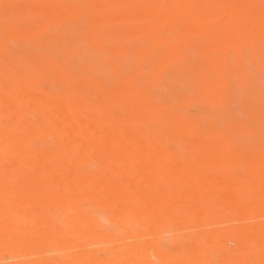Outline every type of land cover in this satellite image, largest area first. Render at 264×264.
<instances>
[{
	"label": "bare ground",
	"instance_id": "bare-ground-1",
	"mask_svg": "<svg viewBox=\"0 0 264 264\" xmlns=\"http://www.w3.org/2000/svg\"><path fill=\"white\" fill-rule=\"evenodd\" d=\"M14 1L15 5H5L0 0V34L9 38L41 36L55 24L74 20L83 27L82 34H88L90 45L109 58L106 67L111 75L102 83L73 75L56 60L38 58L36 71L50 77L57 86L56 93L39 92L33 74L15 80L11 77L1 84L0 113L14 118L25 110L35 115L41 124L21 130L51 139L56 147L53 151H31L24 144L23 134L0 127V149L26 164L23 169L18 161L0 157V264L3 252L13 264H189L203 252L202 240L218 252L222 264H264V223L221 232L217 228L213 233L205 230L204 223L216 206L236 212L237 219L247 212L264 210V176L229 178L217 171L264 163L263 154L238 151L224 140L233 132L249 134L257 118L264 117V109L242 102L241 119L229 122L221 118L231 103L232 84L242 86L248 71L264 81V0ZM131 3H136L135 7L129 8ZM109 7L112 15H96ZM27 17L37 21L21 27L13 24ZM130 22L139 27L110 34L152 37L153 41L139 47L105 48L99 38V34H107L103 26ZM200 38L208 42L197 44ZM43 46L50 48L52 56L57 55L53 54L54 44ZM35 49L42 52L40 45ZM122 57L134 59L131 73L122 72L118 61ZM144 62H150L147 87H165V75L176 73L187 77L191 94L177 95L176 109L148 97L136 83ZM258 88L264 93V82ZM77 93L85 99L75 100ZM115 106L125 108L119 119L110 114ZM192 106L206 107L210 115L205 118L178 111ZM84 108L94 115L85 114ZM126 120L149 123L156 132L195 154L184 158L166 155L159 146L120 125ZM253 145L262 150L257 140L251 142ZM54 153L66 160L52 164ZM161 160L168 164L159 167ZM91 163L94 168L77 167ZM6 195H10L9 200L4 199ZM245 196L249 201L243 206ZM80 200L107 207L115 219L132 224V230L122 232L132 243L110 237L109 243L127 249L100 259L82 245L56 242L54 251L72 253L54 263L42 259L36 245L55 238L58 227L72 236L92 233L89 217L75 206ZM46 204L67 206L71 215L56 223L44 214ZM161 219L168 220L173 231L188 232L186 238L191 244L183 252L168 254L144 241ZM144 250L153 261L147 260Z\"/></svg>",
	"mask_w": 264,
	"mask_h": 264
},
{
	"label": "rangeland",
	"instance_id": "rangeland-1",
	"mask_svg": "<svg viewBox=\"0 0 264 264\" xmlns=\"http://www.w3.org/2000/svg\"><path fill=\"white\" fill-rule=\"evenodd\" d=\"M59 3L67 4L71 2V0H58ZM107 3H110L111 0H102ZM239 1V0H237ZM5 5H15L16 1L14 0H3ZM240 3L242 0L239 1ZM264 5V2H262ZM136 3L129 4V8L135 7ZM113 13V9L109 7L103 13H97V16H110ZM94 15V16H96ZM37 19H33L32 17H27L26 19L17 21L13 23L16 26H26L34 23ZM69 24L66 23H58L51 26V30L47 34L43 35H34L31 37H13L9 38L6 37L4 34H0V86L1 84L7 80L11 79L15 80L17 77L23 76H30L34 78V83L36 89L41 93L46 94H54L56 93L57 86L52 83L50 77L47 74L36 71L38 69V65L36 60L38 58L43 59H53L60 62V66L62 69L64 68L66 71L70 72L73 75L78 77H87L92 79L100 80L102 83H107L109 80L110 71L106 67V61H108V57L104 54L96 51L90 45V39L88 34L83 33V27L78 26L74 20H71ZM139 27V24L130 22L127 24L122 23H114V24H107L103 26L102 30L104 33L107 34H99V38L101 39L102 44L105 48L112 47V46H142L149 44L153 41L152 37H136L131 34H110L112 32L117 31H129L134 30ZM56 33V34H55ZM87 38V39H86ZM19 39V40H18ZM53 39V40H52ZM56 40V42H55ZM89 40V41H88ZM19 41V42H18ZM88 42V45L86 44ZM207 39L200 38L196 41V43H207ZM53 45V54H57L52 56L50 54L49 49L45 48L43 45ZM58 44V45H56ZM37 45L42 47V52L35 49ZM58 46L62 47L59 48ZM172 45L171 47H174ZM56 48V49H55ZM55 49V51H54ZM66 51H64V50ZM134 59L131 57H122L118 61L120 62V68L124 74L131 73L135 62ZM20 62V64L18 63ZM115 61L111 59V62ZM69 63V65H68ZM150 62H144L140 65V68L143 70V73L136 77V83L140 90H142L148 97L154 98L155 101H164L167 102L172 109H176V105L174 103V98L180 94H191L190 82L186 79L185 76H179L175 74H166L164 77L165 87H158V88H149L146 86L145 79L147 77H151L149 72ZM247 81L241 86L237 84H232L231 93L229 94L231 103L229 104L228 108L222 112L221 118L226 121H234L237 119H241V111L240 106L243 102L244 104H249L252 107L264 109V93L260 91L258 86H261L264 81L262 78L260 79L258 74H252L249 71L247 72ZM250 73V74H249ZM170 75V76H168ZM166 78V79H165ZM168 78V79H167ZM171 79V80H170ZM166 80V81H165ZM250 80V81H249ZM170 81V82H169ZM254 81L256 83H251ZM250 82V83H249ZM245 85V86H244ZM233 86L234 89H233ZM55 88V89H54ZM52 89V90H51ZM163 89V90H162ZM165 89V91H164ZM233 90V91H232ZM54 91V92H53ZM237 98V100L235 99ZM74 99L79 101L85 99L82 94L77 93L74 95ZM242 99V100H241ZM237 106H236V105ZM197 105V104H195ZM240 105V106H239ZM233 106V107H232ZM232 107V110L230 109ZM237 107V108H236ZM106 113H107V109ZM208 109L203 106H192L189 108H178V111L188 113L189 116H203L208 117ZM84 113L87 115H94V113L87 108H84ZM1 112V108H0ZM125 112V108L121 106H115L111 109V116L115 119H119L120 116L123 115ZM229 112V113H228ZM192 114V115H191ZM253 124V128H250L249 134L244 135L243 133H229L226 134L225 139L230 146H234L238 151H249V152H257L259 154L264 155V117H258ZM241 121V120H239ZM243 121V120H242ZM251 122V123H252ZM249 122L244 123L246 126L250 125ZM41 124V120L38 119L35 115L28 113L25 110L20 111V113L16 117H9L0 113V127H5L9 129L14 134H20L23 136V141L25 146L31 151H53L55 150L56 143H54L51 139H46L39 135H31L24 133L21 128L24 126H33L36 127ZM134 124V125H133ZM137 124V126H136ZM142 124V125H141ZM243 124V125H244ZM120 125L124 128L128 129L129 131L139 134L143 136L148 142L152 145H157L162 148L166 155H176L178 157L184 158L190 155H194L195 152H191L184 147H181L177 143H173L169 138L166 136L159 134L156 132L152 125L149 123H138L135 121H122ZM31 135V136H29ZM25 136V137H24ZM252 136L254 139H249ZM28 139V140H27ZM257 140L262 144V150L257 148V145L251 146V142ZM181 147V148H180ZM168 154H167V153ZM6 157L8 159L18 161L21 165V168H25L26 164L22 162L18 156L13 155H5L4 152L0 149V157ZM66 160L63 156L58 153H54V158L52 164L56 162H61ZM168 162L166 160H161L158 163L159 167L166 166ZM77 167L81 169H91L94 168V164H80ZM218 174L222 177H229V178H247L252 175H260L264 176V163L257 165L255 167H245L243 165L235 166V167H225L220 168ZM247 195V194H245ZM248 196L244 197V200L241 201L243 206H246L249 199ZM5 200L10 199V195H6L4 197ZM207 201V200H206ZM95 205V207H94ZM216 205V204H215ZM75 206L79 208L86 216L89 217V220L92 222V233L87 237H81L77 235H67L61 228L58 227V234L55 238L51 240L39 242L36 245V248L41 252L42 259H46L51 261L52 263L62 260L66 256L72 253L69 252H56L53 250V246L56 242L60 243H68L70 245H82L87 251L94 253L98 258L103 259L107 254H119L123 253L127 247L124 248L118 247L117 243H109L108 241L112 239H122L124 244L127 242L132 243L130 239L123 234V230H132V224L127 223L122 218L115 219L112 215V211L107 207H102L94 202H87V201H77ZM264 208V207H263ZM263 211V212H262ZM256 212H247L246 214L238 215L240 219H237L236 212L228 211L222 209L221 207H213L210 209L206 216L205 222V230L209 233L221 232V230L232 229L237 226H252L257 224L264 223V210ZM44 214L49 217L50 219L59 222L62 219L68 218L71 213L69 211V207L56 204L50 205L46 204L43 206ZM255 214V216H254ZM190 215L189 217H191ZM250 217V218H249ZM252 217V219H251ZM236 218V219H235ZM235 219V220H234ZM157 221L158 224H154L153 228H151L152 233L149 236L145 237L144 241L152 242L157 245V248L161 249L165 253L174 254L176 250H181L182 252L184 249L187 248V245L191 244V240L186 238L188 232L186 231H173L171 229V224L168 220ZM229 220V221H228ZM228 221V222H227ZM238 223H234V222ZM227 222V223H226ZM240 222V223H239ZM257 222V223H256ZM16 223H19L16 220ZM226 223V224H225ZM163 224V225H162ZM224 224V225H223ZM159 225V226H158ZM218 227H215L217 226ZM221 226V227H220ZM214 227V228H211ZM210 228V229H209ZM224 228V229H223ZM95 229V230H94ZM212 230V232H211ZM99 233H98V232ZM150 231V230H149ZM101 232V233H100ZM103 236L101 237L100 236ZM79 237V238H78ZM111 237V238H110ZM149 237V238H148ZM126 242V243H125ZM186 244V245H185ZM102 245V246H101ZM203 252L196 256L194 260H190L189 264H222L218 255L214 249L210 248L212 246L208 245L205 240L201 242ZM177 248V249H176ZM145 252V250H144ZM2 253V252H1ZM147 253V252H145ZM148 254V253H147ZM146 254V255H147ZM149 253L147 256V260L153 261V258L150 256ZM2 262L1 264H13V260L9 258L6 252L1 254ZM240 256H243L240 254ZM37 258V256H34ZM202 261H201V260ZM204 259V260H203ZM200 260V261H199ZM23 261H27L26 258H23ZM196 261V262H195Z\"/></svg>",
	"mask_w": 264,
	"mask_h": 264
}]
</instances>
